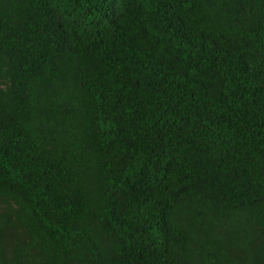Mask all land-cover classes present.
Returning a JSON list of instances; mask_svg holds the SVG:
<instances>
[{"label":"trees","instance_id":"trees-1","mask_svg":"<svg viewBox=\"0 0 264 264\" xmlns=\"http://www.w3.org/2000/svg\"><path fill=\"white\" fill-rule=\"evenodd\" d=\"M0 264H264V0H0Z\"/></svg>","mask_w":264,"mask_h":264}]
</instances>
